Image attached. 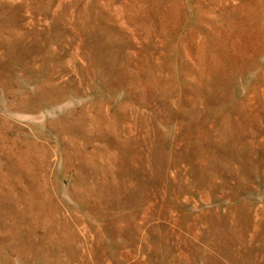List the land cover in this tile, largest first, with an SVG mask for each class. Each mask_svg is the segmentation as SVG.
<instances>
[{
	"label": "rangeland",
	"instance_id": "rangeland-1",
	"mask_svg": "<svg viewBox=\"0 0 264 264\" xmlns=\"http://www.w3.org/2000/svg\"><path fill=\"white\" fill-rule=\"evenodd\" d=\"M0 264H264V0H0Z\"/></svg>",
	"mask_w": 264,
	"mask_h": 264
}]
</instances>
